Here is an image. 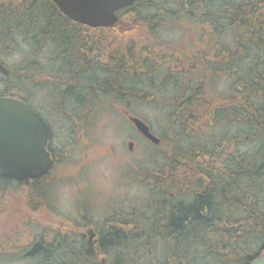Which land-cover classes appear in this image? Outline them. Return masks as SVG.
Segmentation results:
<instances>
[{"label": "trees", "instance_id": "trees-1", "mask_svg": "<svg viewBox=\"0 0 264 264\" xmlns=\"http://www.w3.org/2000/svg\"><path fill=\"white\" fill-rule=\"evenodd\" d=\"M117 14L113 28H88L51 0H0V63L10 72L0 74V96L37 108L31 98L38 93L41 103L52 97L58 108L65 101L85 108L96 96L121 100L131 87L132 101L163 107L171 133L177 126L209 136L173 153L170 190L153 176L147 214L114 212L94 225L82 209L67 220V232L50 240L38 233L21 256L37 264H102L100 256L104 264H250L264 257V0H135ZM12 190L27 191L25 210L42 200L50 207L48 188L37 182L0 178V196ZM20 217L14 225L5 220L9 240ZM80 228H91L93 239Z\"/></svg>", "mask_w": 264, "mask_h": 264}, {"label": "rangeland", "instance_id": "rangeland-1", "mask_svg": "<svg viewBox=\"0 0 264 264\" xmlns=\"http://www.w3.org/2000/svg\"><path fill=\"white\" fill-rule=\"evenodd\" d=\"M163 34L167 38L178 35L166 34L165 31ZM18 60L19 57L14 56L7 62L11 65ZM36 95L38 96V93ZM37 96L31 98V103L38 108L41 107L40 110L48 116L49 110H51L50 106L57 105L55 98L45 99L46 96L43 94L42 99H45L43 104L48 109L46 110L41 106ZM141 96L137 94V97ZM117 106L119 105L116 104L115 99H106L103 96H96L89 102V111L85 117L87 123H84L87 126V131L82 139L83 142H87V148L84 149V143H82V147L75 151L70 147V141L73 140L70 136L71 132L64 131L61 126L65 125L64 122L71 123L72 117L64 116L65 110H60L54 115L55 119L57 118L54 121L58 124V132L61 131L57 136L58 145L64 146L67 154L70 153L74 158L77 156L82 158L85 154L90 153L92 161L88 159L90 166L82 177L81 175L79 177L70 176L63 182L54 183L51 188L49 187V197L47 196L48 199L46 197V201L49 202L50 207L42 200L44 205L39 208L25 210L23 207L25 206V195L27 196L26 190H12L0 196V244L5 242L4 247L5 250L8 249L7 253L16 254L0 255V264H37L36 259H24L21 256L23 252H26L27 247L33 244L32 242L36 239L35 235L45 234L47 240H50L53 233L58 230H61L62 233L67 232L72 227L67 220H73L80 215V212L83 214L82 209L88 208L86 212L89 217L88 223L94 225L100 224L114 212L126 214L125 212L135 209L147 214L155 197L153 189L158 184V181L153 180V176L159 181H163L162 186L164 185L165 189L170 190L172 184L170 180H167V177L171 175L168 162L174 158L173 153L176 150L185 152L192 149L195 145H200L202 141L205 142L209 136V132L205 130L182 133L179 132L177 126H174L171 133L169 119H167L162 106L158 103L131 101L129 110L150 125L154 134L161 139L160 145L155 146L139 140L131 126L116 113ZM65 107L68 111L70 104ZM130 141L135 142L131 152L127 148V143ZM241 149L243 150V148ZM159 169L164 171L162 176L157 174ZM180 174L183 176V173L178 172V179H181ZM145 179H148L149 186L144 184ZM183 181L179 183L181 190H184ZM172 182L174 181L172 180ZM20 215V222L14 226V231L18 235H12L14 238L9 240V233L6 234V231L10 225H14L13 223ZM7 219V222L11 221L8 228L5 222ZM20 224H22L21 227ZM23 226L24 228H22ZM87 230L89 229L80 228L78 231L86 234ZM3 233L8 235L5 240L2 239ZM20 234L25 235L26 238L19 236ZM0 250L2 249L0 248ZM100 259L104 261L103 256H100Z\"/></svg>", "mask_w": 264, "mask_h": 264}, {"label": "water", "instance_id": "water-1", "mask_svg": "<svg viewBox=\"0 0 264 264\" xmlns=\"http://www.w3.org/2000/svg\"><path fill=\"white\" fill-rule=\"evenodd\" d=\"M69 20L89 28H112L118 22L117 12L135 0H51ZM0 63V74L9 76ZM136 130L152 144L159 139L139 118L130 117ZM49 130L42 119L25 102L0 96V178L21 182L48 173L52 159L46 148ZM104 264V261H101ZM250 264H264V257Z\"/></svg>", "mask_w": 264, "mask_h": 264}, {"label": "flooded vegetation", "instance_id": "flooded-vegetation-1", "mask_svg": "<svg viewBox=\"0 0 264 264\" xmlns=\"http://www.w3.org/2000/svg\"><path fill=\"white\" fill-rule=\"evenodd\" d=\"M118 23H119V19H118L117 24ZM76 24H78V23H76ZM79 25H81V24H79ZM83 26H85V25H83ZM101 29H108V28H101ZM129 89L130 90H128V91L121 92V94H122V96L120 98L121 100L116 101V104L118 103V105H119V106H117L118 108H116V113H118V115L122 118V120H124L125 122H127L131 126L133 131L138 136L139 140H143L149 144H152L150 141H148L146 138H144V136H142L136 130L134 125L129 121L130 117H138L137 115L133 114L129 110L131 101L133 99V96L135 95V92L132 90V88L130 87ZM82 94H84V93H82ZM127 96L129 98L128 101H127ZM84 98L86 99V97H84ZM41 100H44V99H41ZM47 101L49 103V100H47ZM69 104H70V109L68 111H67L66 107L65 108H61V107L58 108L57 105L52 106V107L50 106L51 110H49L48 116H46L43 113V111L40 110L41 107L40 108H38V107L33 108L28 104L32 108V110L42 119V121L48 127L49 139H48L46 150L52 159V166H51L50 170L48 171V173L41 176L40 178H37L34 180L28 179V180H24L21 182H29V183L30 182H37L39 187L43 186V187L49 189V187L50 188L52 187L51 186L52 184L59 183L61 181L63 182L64 179H67L70 176L71 177H75V176L79 177V175H81V177H82L84 175V173L86 172V170L89 168V166H90L89 161H92V156L90 157V153H88L87 155L85 154L82 158H80L78 156L74 158L70 155V153L67 154L64 146L58 145V143H57V136L61 131L58 132V124L54 121V119H55L54 115H56L58 113V110L59 111L65 110L63 112L64 116H71L72 120H71V123L70 122L69 123L64 122L65 125H61V126H62V129L64 131H66V132L70 131L71 132V134L70 133L69 134L73 138V140L70 141V144H71L70 147L74 151L79 150L82 147L81 144L84 143L83 144L84 149L87 148V142L85 143L82 141V139H83V137L87 131V129H86L87 126L84 125V123L86 121L80 120L76 116H83V115L86 116V113L89 111V108H88V106H86L85 108H79L78 105L75 104L74 102H72V101L66 102L65 101V105H69ZM41 106L45 107L43 103H41ZM46 110H48V109H46ZM138 118H140V117H138ZM55 120H57V118ZM148 127L150 130V133H152L154 136H156L154 134V131L152 130L151 126L148 125ZM56 128H57V130H55ZM160 143H161V139H159V143L155 146H159ZM134 146H135V142H133V141H130L127 143V148L130 152L133 150ZM88 159H91V160L88 161ZM86 234L89 235L90 239H93V237L95 235V233L92 229L87 230Z\"/></svg>", "mask_w": 264, "mask_h": 264}, {"label": "bare ground", "instance_id": "bare-ground-1", "mask_svg": "<svg viewBox=\"0 0 264 264\" xmlns=\"http://www.w3.org/2000/svg\"><path fill=\"white\" fill-rule=\"evenodd\" d=\"M72 23H73V21H72ZM74 24H75V22H74ZM36 33V32H35ZM128 97V96H127Z\"/></svg>", "mask_w": 264, "mask_h": 264}]
</instances>
